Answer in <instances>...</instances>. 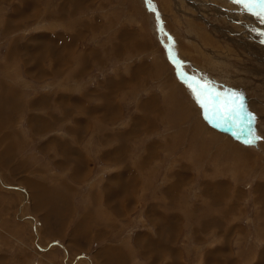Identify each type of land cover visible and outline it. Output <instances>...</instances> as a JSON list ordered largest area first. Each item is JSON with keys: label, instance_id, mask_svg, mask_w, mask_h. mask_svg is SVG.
<instances>
[{"label": "rangeland", "instance_id": "rangeland-1", "mask_svg": "<svg viewBox=\"0 0 264 264\" xmlns=\"http://www.w3.org/2000/svg\"><path fill=\"white\" fill-rule=\"evenodd\" d=\"M253 29L230 0H0V264H264ZM188 83L242 93L253 143Z\"/></svg>", "mask_w": 264, "mask_h": 264}, {"label": "snow or ice", "instance_id": "snow-or-ice-1", "mask_svg": "<svg viewBox=\"0 0 264 264\" xmlns=\"http://www.w3.org/2000/svg\"><path fill=\"white\" fill-rule=\"evenodd\" d=\"M147 2L150 3V0H147ZM230 3L241 6L244 13L254 15L257 19H260L261 23H264V0H230ZM253 31H255L258 36H264V31H260L259 29H253ZM261 42L264 43V41ZM169 59H172L171 55H169ZM177 76L178 78L183 76V73L179 71V66H177ZM187 86L190 90H192L193 95L196 97L202 108L208 110L209 107H211V109L224 120H227L234 112L237 111V109L242 110L244 108L243 94L235 90H228L231 94V99L223 101L224 107L221 109L220 103L214 102L220 101L221 93L217 92L215 97H209L207 87L194 88L191 83H188ZM249 115L251 116V113ZM256 139L260 138L256 137ZM245 143L251 145L253 141L249 140Z\"/></svg>", "mask_w": 264, "mask_h": 264}, {"label": "water", "instance_id": "water-1", "mask_svg": "<svg viewBox=\"0 0 264 264\" xmlns=\"http://www.w3.org/2000/svg\"><path fill=\"white\" fill-rule=\"evenodd\" d=\"M164 46H165V44H163ZM168 52V51H167ZM174 60V59H173ZM179 71L181 72V73H183L180 69H179ZM176 75H177V70H176ZM178 78V77H177ZM187 78H188V76H186V74H183V76L181 77V78H178L179 80H181L182 82L183 81H187ZM184 84H185V82H183ZM210 122V121H209ZM212 122V121H211ZM210 122V124H211V126H212V128H214V129H216V130H218V131H220V132H222V133H225V134H229V135H231V136H233V131H230V130H224V129H222L220 126H218V125H216L215 123H211Z\"/></svg>", "mask_w": 264, "mask_h": 264}, {"label": "crops", "instance_id": "crops-1", "mask_svg": "<svg viewBox=\"0 0 264 264\" xmlns=\"http://www.w3.org/2000/svg\"><path fill=\"white\" fill-rule=\"evenodd\" d=\"M27 9H28V7L26 8V10H27ZM56 45H57V42H56ZM56 45H55V46H56ZM46 47H47V46H46ZM38 48H39L38 50H40V51H42V52H44V50H45V48H42V47H38ZM59 62H60V59H59ZM16 121H18V120H16ZM16 121H15V122H12L11 124H14V123L16 124V123L19 122V121H18V122H16ZM21 134H22V138H24L23 132H21ZM22 140H23V139H22ZM61 213H63V211H62V212H57V213H54V214L58 215V214H61ZM226 243H227V241H226ZM203 244H206V243H203ZM213 248H214V247L207 246L206 249H205V252H206V253H212V249H213ZM214 249H215V248H214ZM262 254H263V252H262ZM159 261H160V260H159ZM159 261H158V262H159Z\"/></svg>", "mask_w": 264, "mask_h": 264}, {"label": "bare ground", "instance_id": "bare-ground-1", "mask_svg": "<svg viewBox=\"0 0 264 264\" xmlns=\"http://www.w3.org/2000/svg\"><path fill=\"white\" fill-rule=\"evenodd\" d=\"M203 3V2H202ZM201 4V3H200ZM205 5V4H204ZM163 6L165 7V5L163 4ZM197 7V6H196ZM208 10H210V9H208ZM218 10V9H217ZM221 12V11H220ZM175 13V12H174ZM174 16V15H173ZM195 16V15H194ZM204 18V17H203ZM231 18V17H230ZM198 19H202V17L201 16H199L198 17ZM256 21V20H255ZM255 23V22H254ZM257 24V23H256ZM237 25V24H236ZM197 28V27H196ZM216 30V29H215ZM248 30V29H247ZM199 34V33H198ZM262 40H258V43H260ZM234 42V41H233ZM205 43V42H204ZM236 43V42H235ZM253 43V42H252ZM237 45V44H236ZM239 45V44H238ZM253 45H255V44H253ZM249 47V46H248ZM215 59V58H214ZM222 59V58H221ZM224 59V58H223ZM216 60V59H215ZM221 61V60H220ZM259 61V60H258ZM212 63H213V61H212ZM260 63V62H259ZM218 64V63H217ZM216 64V65H217ZM221 64H222V61H221ZM258 64V63H257ZM215 65V64H214Z\"/></svg>", "mask_w": 264, "mask_h": 264}]
</instances>
